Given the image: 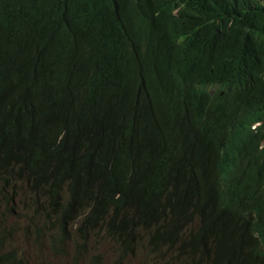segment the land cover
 <instances>
[{"label":"trees","instance_id":"obj_1","mask_svg":"<svg viewBox=\"0 0 264 264\" xmlns=\"http://www.w3.org/2000/svg\"><path fill=\"white\" fill-rule=\"evenodd\" d=\"M245 74L258 87L245 117L211 96L195 121L170 114L208 76ZM0 91L19 96L0 112V147L23 136L41 153L33 173L46 228L59 230L55 253L69 256L66 230L91 208L80 232L105 222L129 244L143 228L159 253L197 218L179 248L188 264H264V237L234 218L248 199L264 200V131L250 130L264 119V0H0ZM217 120L228 121L227 139ZM213 177L230 211L213 205ZM254 208L264 235V204ZM207 234L221 249L231 241V253L198 243Z\"/></svg>","mask_w":264,"mask_h":264},{"label":"clouds","instance_id":"obj_2","mask_svg":"<svg viewBox=\"0 0 264 264\" xmlns=\"http://www.w3.org/2000/svg\"><path fill=\"white\" fill-rule=\"evenodd\" d=\"M220 77L221 76L218 75L208 76L206 83L200 88H196L195 93L188 95V98L182 101L179 106H170V114L181 120L195 121L198 119L204 102L208 97L211 96L212 98L222 100L220 106L221 108H228L232 111V113L237 112L238 115L245 117L247 112L249 111L248 101L254 96L258 95V87L256 80L253 77H248L247 74L243 75L242 79L238 81H222ZM176 91L177 89H174L173 93H175ZM181 95H184V93H182ZM18 99V92L9 96L6 92L0 91V108H2L0 112L2 114H8L10 108L12 106H16ZM257 117L259 119H256L251 124L250 130H253L254 132L264 131V119L259 115ZM227 123L228 121L225 123L219 120L216 121V125L220 126V129L223 131L221 137H224L225 139L230 136L226 134V131L223 128L227 125ZM0 129L2 133H4L2 126H0ZM242 130L243 123H240L238 124V132H242ZM238 137V134L233 133L232 142L236 143ZM65 138L66 132H63L58 139V144H63ZM183 138L184 136L180 134L178 135L177 140L180 142ZM12 139L13 140L6 139L8 142H10V144L0 147V149H2L0 151V159L6 160V154L9 152L10 156L6 161L12 158L10 161V167L3 168V166H1L3 163L0 162V200H2L3 198L11 200L9 202V205L5 200L0 201V203L6 206V211L8 212V214H6V220H10L13 216L17 215L18 210L16 208V205L21 203L25 198H27L28 201H32V205H30L29 202L26 205L29 209H35L37 212H39L40 209H43L44 211V215L42 216L43 226H39V229L35 232L34 230L33 232L30 230L26 231L25 236L27 237V239L32 240L34 237L36 241H39V238L41 237V235H45V232L46 234L49 232H53V237H57V233L59 230H50L46 228L47 224H51V222L47 220L50 213L49 210L40 206V204H45L47 200L42 195V193H39V188L36 187L38 183V175L36 174V172L33 173V171H38V166L43 162V160H40L41 153L38 150V146L31 143L28 138H25L23 136L12 137ZM259 144H261L259 149L262 150L264 148V141ZM247 145L248 142L244 145L243 149ZM220 147L223 151L228 149V147L230 146H228V144L226 143H220ZM249 149L250 147L246 150L248 151ZM8 177H11V180L9 182L7 181ZM221 179H223V176L221 177ZM211 180L215 181V178L213 177L211 178ZM215 184V191H213L212 193L218 197L212 196L213 205L218 204L224 210L227 209L228 211H230L232 209L230 201L231 199L228 198V195L223 189L222 183L219 180L215 181ZM23 185H27L29 191L27 196L21 195L20 191ZM258 204H264V200H261L257 197L248 199L245 205L243 206L241 212L239 214H234V218L237 222L241 224H251L252 233L254 237L258 241L262 242V238L264 237V235L258 227L259 216H256L254 214V207ZM91 212L92 210L90 208L89 210L81 213V216L76 220V222L70 224L68 226V229L66 230L68 238L70 237V241H66L63 246L67 247L68 252L72 249V247L74 248V263L75 260L79 262L84 256V254L91 251V249L93 248L92 242L100 234H103L104 238L114 240L124 252L132 251L133 253L137 249V244L139 242L140 236L144 235L147 238V249L153 252L148 246L151 234L145 231V229L143 228H140L137 231L135 238L129 244H126L124 241H122L116 236L110 235L106 230H102L100 226L105 222H101L96 226H92V228L94 229H90L85 233L80 232V225L85 224L88 221V217L90 216ZM105 216L106 223H109L108 216L106 215V213ZM197 223L198 220L197 218H195V221L190 225L187 232L180 234L178 245L174 248H167L168 250H164V252H172V257L174 259H179L182 264L190 263V259L187 258V255H181V253L183 252L179 248L182 247L183 249H185V246L188 243L192 242V240L188 238V234L191 230H195ZM16 232V226H11L7 223L0 222V264H29L28 256L26 252L22 250V247L12 246L11 244L15 241L14 235L16 234ZM75 235L77 236V238L79 236L81 238L77 240L76 245H73ZM53 237L51 240L52 245H54ZM198 243H201L205 248H212V250L216 253L218 250L221 249L216 237L212 234L202 236ZM221 250L226 251L222 252L223 254H230L231 241L227 246L223 247V249ZM91 263L100 264L101 260L98 256H93L91 258Z\"/></svg>","mask_w":264,"mask_h":264},{"label":"rangeland","instance_id":"obj_3","mask_svg":"<svg viewBox=\"0 0 264 264\" xmlns=\"http://www.w3.org/2000/svg\"><path fill=\"white\" fill-rule=\"evenodd\" d=\"M21 195H28L27 185H23L21 188ZM29 202L32 205V201H28L25 198L21 203L16 205L18 213L10 220H6V206L0 203V222L7 223L11 226L17 227V232L14 235L15 241L12 246H20L22 250L26 252L29 264H92L91 258L98 256L101 260L100 264H182L179 259H174L172 252H151L147 249L146 236H140L137 244V249L133 253L124 252L120 246L111 239L104 238L103 234L97 236L92 242L93 248L90 252L84 254L82 259L78 263H74L75 252L74 248L69 251L70 255L65 257L57 254L52 248L53 232H49L45 235H41L39 241H36L33 237L32 240H28L25 236V232L30 230L33 232L39 229V226H43V209L37 212L35 209H29L26 205ZM81 237L75 235L73 245H76L77 240Z\"/></svg>","mask_w":264,"mask_h":264},{"label":"bare ground","instance_id":"obj_4","mask_svg":"<svg viewBox=\"0 0 264 264\" xmlns=\"http://www.w3.org/2000/svg\"><path fill=\"white\" fill-rule=\"evenodd\" d=\"M256 68V67H255ZM251 76V75H250ZM264 214V213H263ZM262 226V225H261ZM264 226V225H263Z\"/></svg>","mask_w":264,"mask_h":264}]
</instances>
